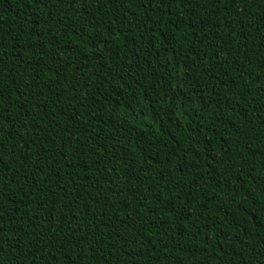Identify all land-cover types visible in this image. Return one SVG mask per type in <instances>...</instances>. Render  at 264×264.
Wrapping results in <instances>:
<instances>
[{"label":"trees","instance_id":"trees-1","mask_svg":"<svg viewBox=\"0 0 264 264\" xmlns=\"http://www.w3.org/2000/svg\"><path fill=\"white\" fill-rule=\"evenodd\" d=\"M0 264H264V0H0Z\"/></svg>","mask_w":264,"mask_h":264}]
</instances>
